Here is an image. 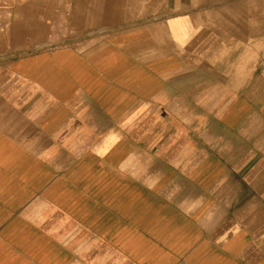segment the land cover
<instances>
[{
	"label": "crops",
	"instance_id": "0c3cea01",
	"mask_svg": "<svg viewBox=\"0 0 264 264\" xmlns=\"http://www.w3.org/2000/svg\"><path fill=\"white\" fill-rule=\"evenodd\" d=\"M56 1L61 37L40 4L5 31L0 9V264H264L261 117L227 107L217 137L182 89L204 0Z\"/></svg>",
	"mask_w": 264,
	"mask_h": 264
},
{
	"label": "rangeland",
	"instance_id": "374dc122",
	"mask_svg": "<svg viewBox=\"0 0 264 264\" xmlns=\"http://www.w3.org/2000/svg\"><path fill=\"white\" fill-rule=\"evenodd\" d=\"M37 4H40L43 12L50 9L56 22L53 25L52 19H49L50 24L53 31L61 37L64 34V25L61 3L56 0L52 2L51 0H7L4 2L0 0V9L6 12L3 19V22H6L5 25L3 24V31L14 21L15 10H36L39 9ZM197 7L199 10L207 11V16L204 18L207 33L198 44L197 75L195 77L192 74L188 78L192 82L183 81L182 89L188 92L195 87L198 88L199 106L209 107L213 104L214 107H218L219 113H215V118L212 120L217 137L219 135L237 140V132L224 128L218 118L225 108L231 106L234 111L230 116V122L237 120L238 111H244L247 114L246 122L253 121L252 114L256 113L258 117H261L264 126V0H204V3L199 2ZM125 29L127 28L121 30L125 31ZM121 30L88 33L84 41L73 43L71 46L79 47L106 42L109 37ZM56 43L61 46L63 41ZM13 53L10 51L0 54V74L7 73L2 64L10 60L4 59L5 56ZM212 90L213 93L210 94ZM205 95L208 97L205 98ZM193 101L194 98H192ZM235 143L237 151L238 142L235 141ZM250 145L247 143L239 149L244 148L248 151Z\"/></svg>",
	"mask_w": 264,
	"mask_h": 264
},
{
	"label": "water",
	"instance_id": "95a60500",
	"mask_svg": "<svg viewBox=\"0 0 264 264\" xmlns=\"http://www.w3.org/2000/svg\"><path fill=\"white\" fill-rule=\"evenodd\" d=\"M83 38H84V37H83ZM83 38H82V39H83Z\"/></svg>",
	"mask_w": 264,
	"mask_h": 264
}]
</instances>
